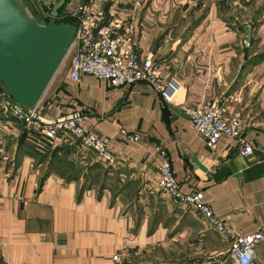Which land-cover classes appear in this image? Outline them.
I'll list each match as a JSON object with an SVG mask.
<instances>
[{"label":"crops","instance_id":"crops-1","mask_svg":"<svg viewBox=\"0 0 264 264\" xmlns=\"http://www.w3.org/2000/svg\"><path fill=\"white\" fill-rule=\"evenodd\" d=\"M21 1L46 21L59 0ZM65 2L62 12L90 3L102 24L129 27L136 51L153 60L160 81L182 85L185 103L216 102L242 119L252 153L241 157L238 141L227 137L209 150L179 107L145 83L70 82L68 59L37 112L47 120L82 115L87 130L110 139L117 164L103 165L65 135L47 141L0 113L7 157L0 161V264H111L117 254L124 264H232L224 236L157 188L155 148L166 152L182 192H202L234 233L264 236V0ZM121 131L141 139L127 141ZM251 264H264V238Z\"/></svg>","mask_w":264,"mask_h":264},{"label":"built area","instance_id":"built-area-1","mask_svg":"<svg viewBox=\"0 0 264 264\" xmlns=\"http://www.w3.org/2000/svg\"><path fill=\"white\" fill-rule=\"evenodd\" d=\"M205 1L194 0L196 5ZM101 15L99 7L90 3L69 7L58 15L57 21L71 20L75 28L72 45L65 58L69 59L70 82L76 84L83 76H90L113 88L145 83L164 102L179 107L190 119L195 134L204 141L209 150L215 151L219 139L227 137L238 141L241 157L251 156L252 147L243 139L244 123L240 117L227 116L225 110L216 102H206L198 106L185 103L182 85L174 80L160 81L158 67L153 60L150 57L142 58L136 51L132 30L129 27L122 30L120 25L112 21L102 24ZM244 46L249 47V43L245 42ZM0 113L4 118L22 124L29 131L41 134L47 141H55L58 135H65L91 150L103 165L111 167L117 164L116 157L110 150V139L87 130L84 127V117L80 114L47 120L39 115L36 107L26 109L14 103L1 88ZM121 135L130 142L141 139L139 133L121 131ZM155 152L162 159L157 168L156 186L159 191L180 207L200 213L212 229L223 235L229 247L227 257L232 264H251L254 249L264 238L262 232L239 235L227 228L206 204L202 192L184 193L180 190L166 152L161 147H156ZM6 160L7 157L0 150V161ZM123 256L129 259V252L125 251ZM111 264H124L121 254L114 255Z\"/></svg>","mask_w":264,"mask_h":264},{"label":"water","instance_id":"water-1","mask_svg":"<svg viewBox=\"0 0 264 264\" xmlns=\"http://www.w3.org/2000/svg\"><path fill=\"white\" fill-rule=\"evenodd\" d=\"M65 1L39 24L21 0H0V88L26 109L38 105L72 45L74 26L57 22Z\"/></svg>","mask_w":264,"mask_h":264},{"label":"rangeland","instance_id":"rangeland-1","mask_svg":"<svg viewBox=\"0 0 264 264\" xmlns=\"http://www.w3.org/2000/svg\"><path fill=\"white\" fill-rule=\"evenodd\" d=\"M37 21H40L41 19H36ZM39 24H45V21H40V22H38ZM67 61H68V58L64 61V63L60 66V68H59V70L57 71V73L55 74V76H57V77H59V75H62L63 74V72L66 70V63H67ZM55 76H54V78H55ZM53 78V79H54ZM52 79V80H53ZM230 264V263H229Z\"/></svg>","mask_w":264,"mask_h":264},{"label":"trees","instance_id":"trees-1","mask_svg":"<svg viewBox=\"0 0 264 264\" xmlns=\"http://www.w3.org/2000/svg\"><path fill=\"white\" fill-rule=\"evenodd\" d=\"M66 5V2H65V4H64V6ZM64 6L61 8V10L59 11V15L62 13V10H63V8H64ZM47 20H48V17L46 18V21H45V23L47 22ZM62 21H65L66 23H69V24H73L72 23V21L71 20H68V19H65V20H62ZM57 22H60V21H57ZM250 44V43H249Z\"/></svg>","mask_w":264,"mask_h":264}]
</instances>
